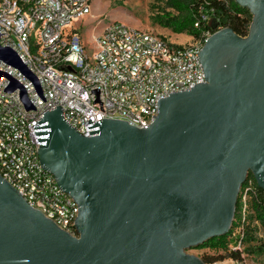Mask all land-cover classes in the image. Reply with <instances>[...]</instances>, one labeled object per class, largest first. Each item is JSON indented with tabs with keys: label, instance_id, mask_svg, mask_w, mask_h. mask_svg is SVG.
Wrapping results in <instances>:
<instances>
[{
	"label": "water",
	"instance_id": "95a60500",
	"mask_svg": "<svg viewBox=\"0 0 264 264\" xmlns=\"http://www.w3.org/2000/svg\"><path fill=\"white\" fill-rule=\"evenodd\" d=\"M234 2L251 14L247 34L212 18L199 51L205 81L160 98L147 126L98 115L86 136L61 106L41 115L39 161L76 201L78 236L0 175V264H207L187 251L228 233L249 173L264 190V0ZM0 60L40 91L13 49L0 44Z\"/></svg>",
	"mask_w": 264,
	"mask_h": 264
},
{
	"label": "built area",
	"instance_id": "2783aa9c",
	"mask_svg": "<svg viewBox=\"0 0 264 264\" xmlns=\"http://www.w3.org/2000/svg\"><path fill=\"white\" fill-rule=\"evenodd\" d=\"M213 12L212 7L200 9L194 23L199 34L188 45L111 21L88 53L80 33L70 26L91 14V0H0V44L18 54L40 88L0 60V71L22 85L34 106L27 110L18 89L6 90L10 79L0 77V175L30 206L78 236V205L41 167L33 124L45 111L61 106L66 121L86 136L88 120L98 115L147 126L160 98L205 81L199 51L212 33L208 23ZM251 189L248 185L242 193L244 206Z\"/></svg>",
	"mask_w": 264,
	"mask_h": 264
},
{
	"label": "trees",
	"instance_id": "16d2710c",
	"mask_svg": "<svg viewBox=\"0 0 264 264\" xmlns=\"http://www.w3.org/2000/svg\"><path fill=\"white\" fill-rule=\"evenodd\" d=\"M169 6L175 11L173 14H163L158 16L154 22L163 27L170 28L173 32H185L192 38L197 37L200 29L194 26L198 18L200 9L205 11L212 7L214 12L212 18L218 20L224 26L233 29L239 35H246L251 22L250 12L234 0H228L225 4L218 0H167ZM211 18V19H212ZM250 185L251 190L247 191L249 196L248 205H243L242 193L245 187ZM264 230V190L259 188L251 173L248 174L246 181L241 187V192L235 208V215L228 233L217 236L198 246L197 248H209L214 251H222L230 258L242 263V252L249 256H260L264 254V240L257 236L258 228ZM235 230H239L238 239L244 248L240 250L231 249L232 235ZM234 240V242H235ZM207 264L216 261L210 255L200 256ZM218 260H223L222 256Z\"/></svg>",
	"mask_w": 264,
	"mask_h": 264
},
{
	"label": "rangeland",
	"instance_id": "374dc122",
	"mask_svg": "<svg viewBox=\"0 0 264 264\" xmlns=\"http://www.w3.org/2000/svg\"><path fill=\"white\" fill-rule=\"evenodd\" d=\"M175 11L169 6L167 0H91V14L81 20H74L70 28L77 30L81 37L85 50L90 53L95 48V36L111 21H118L129 26L150 32L156 36L163 37L172 44L188 45L193 42L190 35L185 32L176 33L170 28L158 25L156 18L163 14H173ZM249 196L244 197L245 205H248ZM239 230L232 235L231 249L242 252L244 246L235 238ZM257 236L264 240V230L258 228ZM235 240V242H234ZM187 252L201 256L210 255L217 259L209 264H239L222 251H214L209 248H195ZM222 256L223 260H218ZM243 264H264V254L260 256H249L242 252Z\"/></svg>",
	"mask_w": 264,
	"mask_h": 264
}]
</instances>
